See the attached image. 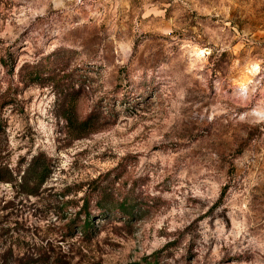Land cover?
<instances>
[{
	"label": "rangeland",
	"instance_id": "obj_1",
	"mask_svg": "<svg viewBox=\"0 0 264 264\" xmlns=\"http://www.w3.org/2000/svg\"><path fill=\"white\" fill-rule=\"evenodd\" d=\"M0 264H264V0H0Z\"/></svg>",
	"mask_w": 264,
	"mask_h": 264
},
{
	"label": "trees",
	"instance_id": "obj_2",
	"mask_svg": "<svg viewBox=\"0 0 264 264\" xmlns=\"http://www.w3.org/2000/svg\"><path fill=\"white\" fill-rule=\"evenodd\" d=\"M31 67L32 69L30 72L27 71V63H24L20 68L21 71L24 72L23 77L25 81H35L40 76L39 66ZM64 100L65 110L63 119L75 139H79L98 129L97 125H95V118L92 117L91 114H88L85 117H79L76 115L75 108L77 107V100L74 99L73 96L67 94ZM49 173L50 165L48 159L42 154L34 156L26 168V174L23 175L22 180L17 184V187L22 189L25 194L37 196L38 193L36 192L38 188L44 183ZM62 197H64V195H62ZM95 197H97L95 206L100 211L99 215L108 217L113 213H118L127 219L133 216L132 208L125 201L122 200L119 203H115L113 197L109 196L107 193H96ZM88 204L89 201L85 200L80 208V212H77L76 214L77 216L81 213L84 214L83 222L81 225L77 226L83 234L89 233L93 227L92 219H90L91 211L88 209Z\"/></svg>",
	"mask_w": 264,
	"mask_h": 264
}]
</instances>
